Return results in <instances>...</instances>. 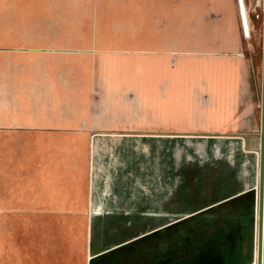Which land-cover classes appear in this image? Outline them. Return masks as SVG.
Here are the masks:
<instances>
[{"label":"crops","instance_id":"obj_1","mask_svg":"<svg viewBox=\"0 0 264 264\" xmlns=\"http://www.w3.org/2000/svg\"><path fill=\"white\" fill-rule=\"evenodd\" d=\"M249 5L243 37L236 0H0V264H89L100 242L109 254L93 264H137L139 137L169 138L159 132L174 126L251 150L262 19ZM188 102L194 125L171 121L170 106Z\"/></svg>","mask_w":264,"mask_h":264},{"label":"rangeland","instance_id":"obj_2","mask_svg":"<svg viewBox=\"0 0 264 264\" xmlns=\"http://www.w3.org/2000/svg\"><path fill=\"white\" fill-rule=\"evenodd\" d=\"M259 24L260 58L262 21ZM256 78L260 87V66ZM170 92H179L178 86H171ZM168 112L171 121L194 125V102L179 108L171 105ZM182 130L170 126L159 132L170 134L169 138L138 139V212L133 217L137 220L133 235L137 264H242L245 248L249 259L244 264H255L259 133L252 136L251 150L239 152L235 148L219 150V143L210 145L212 150H197L194 138L183 137L200 135ZM104 159L101 154L94 163L95 199L106 191ZM16 186L17 166H11V190ZM112 188L109 183L107 190ZM220 199H229V204L217 205V216L212 217L211 209ZM20 221L21 217L10 216L11 223ZM95 221L99 224V216Z\"/></svg>","mask_w":264,"mask_h":264},{"label":"water","instance_id":"obj_3","mask_svg":"<svg viewBox=\"0 0 264 264\" xmlns=\"http://www.w3.org/2000/svg\"><path fill=\"white\" fill-rule=\"evenodd\" d=\"M183 138H194L196 141L195 145H196V149L199 150V149H207V148H210L211 150L213 148H211V146H214L213 144L214 143H219L218 144V149L219 150H226V148H229L230 150L232 148H235L236 151H243V142H242V138L241 137H237V138H218V139H214V138H203V136H190V137H183ZM241 140H239V139ZM213 139V140H211ZM222 139V140H221ZM258 141H259V157H260V166H259V185H258V245L260 247V252L259 254L257 255V264H260V259H261V231H262V223H263V202H264V5H263V17H262V55H261V74H260V128H259V136H258ZM211 145V146H210ZM216 147V145H215ZM97 149L96 152H95V155L96 156H100L101 154L104 155L105 152L104 150H100L101 148H103V143H101L100 141H97L95 143V146H94V149ZM246 151V150H245ZM93 190H94V186H93V171H92V182H91V192L93 193ZM239 190H237L238 192ZM236 192V193H237ZM240 192V191H239ZM225 199V198H223ZM229 200V199H228ZM228 200H223V202H220L222 201V199L216 201L215 203V206H213V209H211V214H212V217L213 216H217V213L218 210H219V207H217V205L221 204V203H225L226 204H229V201ZM223 205V206H225ZM215 214V215H214ZM100 218V221H99V224L98 226L99 227H102L103 226V223L101 222L103 216H100L99 214H95L92 212L91 214V218L93 221V223H91V227L93 226V224L96 222L95 220H98V216ZM95 221V222H94ZM124 225V221H122V224L121 226L123 227ZM116 233V234H115ZM115 234V236H114ZM112 237L110 238L113 239L115 238L116 239V242L118 241H121V240H125V234L124 233H117V232H112ZM127 240H129V237L127 238ZM111 244V243H110ZM106 245V244H104ZM102 243L100 242L99 246L97 249L95 250H90L89 252V257H90V260H89V264H93L95 262H97L98 260H100L101 258L107 256L108 254H101V255H97L95 256V254H97L98 252H101V251H104L102 250Z\"/></svg>","mask_w":264,"mask_h":264},{"label":"built area","instance_id":"obj_4","mask_svg":"<svg viewBox=\"0 0 264 264\" xmlns=\"http://www.w3.org/2000/svg\"><path fill=\"white\" fill-rule=\"evenodd\" d=\"M249 5V11L253 14L255 19H262L264 0H236L238 14L241 25V33L243 37H247L249 34V27L246 22L245 9Z\"/></svg>","mask_w":264,"mask_h":264},{"label":"bare ground","instance_id":"obj_5","mask_svg":"<svg viewBox=\"0 0 264 264\" xmlns=\"http://www.w3.org/2000/svg\"><path fill=\"white\" fill-rule=\"evenodd\" d=\"M262 215H263V217H262L263 223H262V231H261V259H260V264H263V227H264V212H263ZM257 220H258V216H257ZM258 233H259V231H258V221H257V255L260 252V247L258 245Z\"/></svg>","mask_w":264,"mask_h":264}]
</instances>
